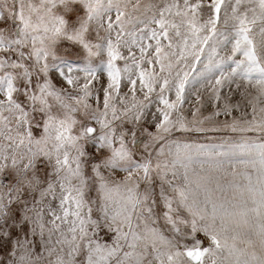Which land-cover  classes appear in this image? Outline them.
I'll use <instances>...</instances> for the list:
<instances>
[{
  "label": "snow or ice",
  "instance_id": "6c2138e0",
  "mask_svg": "<svg viewBox=\"0 0 264 264\" xmlns=\"http://www.w3.org/2000/svg\"><path fill=\"white\" fill-rule=\"evenodd\" d=\"M0 264H264V0H0Z\"/></svg>",
  "mask_w": 264,
  "mask_h": 264
}]
</instances>
